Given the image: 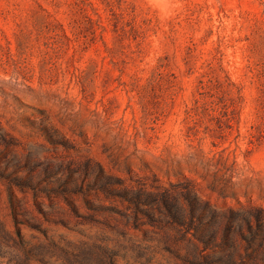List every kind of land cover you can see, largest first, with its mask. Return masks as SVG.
<instances>
[{"label": "rangeland", "instance_id": "374dc122", "mask_svg": "<svg viewBox=\"0 0 264 264\" xmlns=\"http://www.w3.org/2000/svg\"><path fill=\"white\" fill-rule=\"evenodd\" d=\"M0 264H264V0H0Z\"/></svg>", "mask_w": 264, "mask_h": 264}]
</instances>
